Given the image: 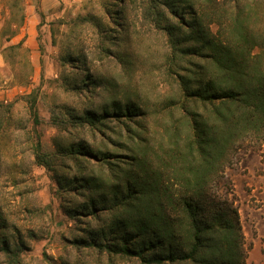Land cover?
I'll return each instance as SVG.
<instances>
[{
    "label": "trees",
    "instance_id": "1",
    "mask_svg": "<svg viewBox=\"0 0 264 264\" xmlns=\"http://www.w3.org/2000/svg\"><path fill=\"white\" fill-rule=\"evenodd\" d=\"M238 6L236 0V17L226 29L235 32V40L214 34L204 18L188 16L186 9L193 6L186 0H147L144 12L166 36L170 67L180 58L198 56L209 66L198 64L191 74L178 75L180 97L170 106L180 117L171 122L168 140L151 147L145 131L139 129L130 135V142L137 146L124 149L126 158L111 156L104 148L106 144L119 146L108 133L114 129L110 124L117 125L121 136L140 124L143 110L135 103L116 100L95 109L92 102L105 88L103 81L91 74L82 53L67 50L65 63L74 62V69L83 75L79 82L68 80L67 87L91 103L80 109L67 108L59 122L75 127L82 137L60 144L51 156L37 143L35 155L37 164L51 172L60 199L65 198L66 216L80 223L103 221L88 236L72 241L78 250H95L142 264H246L239 211L212 188L239 140H264V46L241 21ZM108 12L122 18V9ZM12 20L13 16L7 25ZM19 20L20 24L25 20L24 7ZM9 29L8 39L16 34ZM101 31L108 40L115 39L109 29ZM38 40L44 54L40 36ZM104 46L101 52L107 56L111 48ZM28 100L38 124L36 97L30 95ZM58 156L75 161L76 175L70 176L64 166L55 167L53 158ZM84 162H94L98 173ZM2 221L0 215V229ZM23 249L22 242L12 243L0 233V254L10 263H20Z\"/></svg>",
    "mask_w": 264,
    "mask_h": 264
},
{
    "label": "rangeland",
    "instance_id": "2",
    "mask_svg": "<svg viewBox=\"0 0 264 264\" xmlns=\"http://www.w3.org/2000/svg\"><path fill=\"white\" fill-rule=\"evenodd\" d=\"M186 1L193 6L186 9L188 16L202 17L214 34L236 40L235 32L226 30L236 17V0ZM16 3L0 0V233L12 243L24 244L19 264H142L75 248V238L88 236L103 221L80 223L66 216L62 204L66 200L60 199L51 172L36 162L37 143L51 156L60 144L68 145L82 137L75 127L59 122V117L67 108L80 109L91 103L85 95L67 87L68 80L79 82L83 75L74 69V62L65 63L64 56L68 49L73 54L79 51L87 59L91 74L103 81L105 88L92 102L95 109L116 100L135 103L143 110L140 124H132L131 131H123L121 136L117 125L110 124L114 129L109 135L124 147L106 144L104 148L111 156L124 158V149H136L130 135L139 133V129L145 131L151 147L168 140L171 122L180 117L170 106L180 97L178 75L191 74L198 64L209 65L198 56L180 58L170 67L166 36L144 12L147 0ZM22 7L25 20L20 24ZM238 7L241 21L264 46V0H239ZM108 9H122V18L112 17ZM11 16L14 21L7 25ZM103 27L115 39L108 40L101 31ZM7 28L16 33L10 39ZM38 36L45 46L44 54ZM21 41L22 46H17ZM103 44L111 48L107 56L101 52ZM262 63L264 69V60ZM30 95L36 97L38 124L30 113ZM53 159L57 169L64 166L70 176L76 175L74 160L60 156ZM92 163L83 164L98 173ZM212 188L222 198H229L239 211L246 264H264V140H239L230 149L226 166ZM0 264L14 263L0 254Z\"/></svg>",
    "mask_w": 264,
    "mask_h": 264
}]
</instances>
